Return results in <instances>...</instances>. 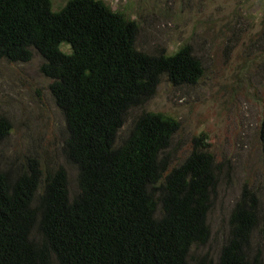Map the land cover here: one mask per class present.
Returning a JSON list of instances; mask_svg holds the SVG:
<instances>
[{
    "label": "trees",
    "instance_id": "16d2710c",
    "mask_svg": "<svg viewBox=\"0 0 264 264\" xmlns=\"http://www.w3.org/2000/svg\"><path fill=\"white\" fill-rule=\"evenodd\" d=\"M138 32L102 0H68L59 10L51 0H0V59L26 62L33 49L43 57L80 191L71 197L66 169L45 171L37 159L16 177L0 169V264H190L193 246L208 241L218 165L206 141L195 139L171 167L162 153L180 121L144 111L117 143L129 109L151 99L163 76L195 84L204 70L187 45L174 54L139 50ZM10 132L0 118V141ZM260 137L264 152V122ZM230 224L215 264H263L249 256L257 227L264 237V211L247 188Z\"/></svg>",
    "mask_w": 264,
    "mask_h": 264
},
{
    "label": "rangeland",
    "instance_id": "374dc122",
    "mask_svg": "<svg viewBox=\"0 0 264 264\" xmlns=\"http://www.w3.org/2000/svg\"><path fill=\"white\" fill-rule=\"evenodd\" d=\"M51 1L59 10L68 0ZM102 1L137 22L139 50L174 54L187 45L203 64L195 84H175L163 76L151 99L129 109L117 143L128 138L144 111L180 121L162 153L171 167L192 152L195 139L206 141L218 165L207 215L211 234L193 246L189 261L215 264L230 237L231 215L244 188L257 196L259 213L264 211V0ZM43 61L35 49L26 62L0 59V118L11 122V132L0 141V169L16 177L29 159H37L45 171L64 167L75 197L80 192L78 167L65 153L69 129L52 94V80L40 70ZM34 238L40 240L36 230ZM249 256H259L264 264L261 227L253 232Z\"/></svg>",
    "mask_w": 264,
    "mask_h": 264
}]
</instances>
